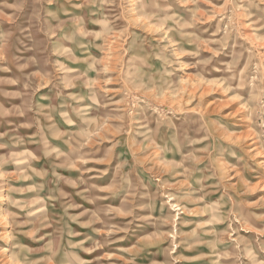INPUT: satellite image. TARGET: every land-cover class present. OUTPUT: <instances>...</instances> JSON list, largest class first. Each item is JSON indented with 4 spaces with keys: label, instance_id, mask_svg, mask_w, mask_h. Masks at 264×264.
<instances>
[{
    "label": "rangeland",
    "instance_id": "374dc122",
    "mask_svg": "<svg viewBox=\"0 0 264 264\" xmlns=\"http://www.w3.org/2000/svg\"><path fill=\"white\" fill-rule=\"evenodd\" d=\"M0 264H264V0H0Z\"/></svg>",
    "mask_w": 264,
    "mask_h": 264
}]
</instances>
